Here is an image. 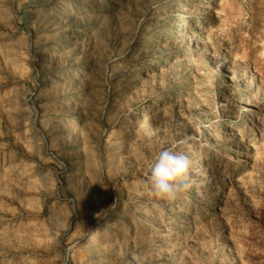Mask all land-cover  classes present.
Here are the masks:
<instances>
[{"label":"rangeland","instance_id":"374dc122","mask_svg":"<svg viewBox=\"0 0 264 264\" xmlns=\"http://www.w3.org/2000/svg\"><path fill=\"white\" fill-rule=\"evenodd\" d=\"M0 264H264V0H0Z\"/></svg>","mask_w":264,"mask_h":264},{"label":"clouds","instance_id":"9594fccd","mask_svg":"<svg viewBox=\"0 0 264 264\" xmlns=\"http://www.w3.org/2000/svg\"><path fill=\"white\" fill-rule=\"evenodd\" d=\"M186 143L187 139L181 138L155 153L145 180L150 196L174 200L191 186L192 160L180 148Z\"/></svg>","mask_w":264,"mask_h":264},{"label":"bare ground","instance_id":"6f19581e","mask_svg":"<svg viewBox=\"0 0 264 264\" xmlns=\"http://www.w3.org/2000/svg\"><path fill=\"white\" fill-rule=\"evenodd\" d=\"M184 32V30H181V34H184L185 35V33H183ZM187 35V34H186ZM175 36H179V35H175ZM192 38V37H191ZM232 131V130H231ZM107 213H108V210L107 211H105L101 216H100V218H99V220L100 219H102V218H104L106 215H107ZM105 230H111V231H113L112 229H113V227H110V226H107V225H105L104 227H103ZM89 241V240H88Z\"/></svg>","mask_w":264,"mask_h":264}]
</instances>
